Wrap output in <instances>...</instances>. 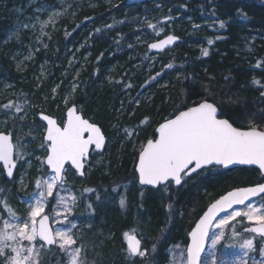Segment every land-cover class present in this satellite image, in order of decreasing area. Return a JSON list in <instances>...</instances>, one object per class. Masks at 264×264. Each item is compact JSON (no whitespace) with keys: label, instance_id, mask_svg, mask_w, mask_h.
<instances>
[{"label":"trees","instance_id":"trees-1","mask_svg":"<svg viewBox=\"0 0 264 264\" xmlns=\"http://www.w3.org/2000/svg\"><path fill=\"white\" fill-rule=\"evenodd\" d=\"M8 1L0 0V19ZM125 1L110 0L106 5L94 10L84 9L78 14L79 22L85 21L91 26L92 37L85 44L83 51L86 52L79 53L80 57L83 54L88 56V64L77 76L75 92L69 106L75 104L83 118L100 126L109 139V123L118 106V90L122 88L123 91H130L133 98L137 96V90L151 88L154 94L150 104L137 107L130 119L122 117L118 129L119 139L107 145L101 154L104 160L101 170L94 171L90 179L86 180L91 186H107L135 178L134 166L141 145L153 137L154 128L164 118L176 112L186 98L191 102L207 97L210 102L219 105L223 116L234 122V126L247 127L249 120L264 125V96L261 95L264 93V63L257 67L258 62H264V0H151L132 6H126ZM165 18H168L167 22H164ZM220 21L226 23L225 29L219 28ZM149 24L157 25L156 30L150 29ZM108 25L112 27L108 28ZM97 29L100 31L97 32ZM156 32L160 34L156 35ZM250 34L257 39L246 47L241 46L242 41L249 40ZM166 35L178 37V45L173 50L151 55L147 51V45ZM63 39L58 35L57 50L60 52L68 45V55L76 47V41L73 42L72 36L64 44ZM209 39L213 40V44L207 43ZM205 48L209 52L206 57L202 55ZM242 49L252 56L250 63L242 60L239 54ZM153 56L155 60L150 62ZM169 63L173 64V68L165 69V65ZM105 66L117 69L116 78L109 85L101 83L100 79ZM0 67L2 71L12 75L11 64L6 59L3 60L1 54ZM51 67L47 74L49 79L53 76ZM132 68L137 74L135 80L127 82L132 87L126 88L128 84L123 83V80ZM157 72L163 74L144 86ZM19 79L20 82L23 81V88L32 95L30 90L33 84L27 85L25 82L29 77L24 75ZM49 79L45 84L50 82ZM253 81L259 83L254 84ZM164 82L168 83L166 87L157 88ZM206 88L208 92L205 91ZM41 91L42 88L31 96L35 106ZM60 104V100L50 102L44 112L36 107L32 109L35 115L44 113L59 118L63 115ZM145 117L149 120L141 125ZM35 121L39 124L37 119ZM125 128L134 130L131 137L123 132ZM208 172L203 170L186 178L179 188L169 185V194L163 200L154 196L156 191L145 189L142 201L135 205L137 200L134 193L129 195V202L138 223H141L146 238L157 248L155 261L160 262L162 259L165 242L181 237L185 245L188 232L205 208L227 190L264 182L253 169L229 172L217 169L216 174L199 178ZM0 181L5 183L3 177ZM164 203L173 206L169 207L172 213L168 212V216L174 220L172 228L166 232L163 228L166 223ZM179 214L187 215L189 219L184 230L177 220ZM98 216L101 222L108 223V227L103 230L106 237H102L101 251L93 254L91 258L94 261V257L99 255V260L102 261L100 264L104 261L109 263L110 259L115 258L113 241L116 239L112 235H117L121 227L126 228L131 224L132 214H127L125 220L109 212H100ZM143 242L147 243V240Z\"/></svg>","mask_w":264,"mask_h":264},{"label":"rangeland","instance_id":"rangeland-1","mask_svg":"<svg viewBox=\"0 0 264 264\" xmlns=\"http://www.w3.org/2000/svg\"><path fill=\"white\" fill-rule=\"evenodd\" d=\"M109 2L110 0H9L4 15L0 19V54L2 59H6L12 66V75L2 71L0 67V131L5 133L11 132L13 143L18 148H21V155L23 156V159H20L16 157L14 152L13 158L16 160L14 175L11 180H5V183L0 181V190H2L0 191V201L7 202V205L20 218L18 221L20 223L28 219L27 214L30 211V202L34 203V198L39 195L40 189L36 187V181L40 180L42 182L48 173V170L41 163V160L45 156V152L40 148L44 134V125L39 122V124L36 123L35 120L41 113L35 115L32 108L36 107L38 110L44 112L47 104L60 100L61 104L59 106L63 107L64 114L66 109L65 98H68L67 106H69L75 92V90L73 91V85H76L77 76L88 64V56L83 54L80 57L79 53L84 50L85 44L92 37L91 26L88 22H79L77 20L78 14L84 9L86 11L94 10ZM25 24L30 26L25 28ZM42 24L44 25L43 33L41 31ZM58 35L64 38L62 41L64 44L67 43L70 37L74 36L73 42L76 41V47L69 51L68 55H66V52L69 50L68 45L60 52L57 50ZM250 35L248 36L249 40L241 42V46L246 47L247 44L250 45L257 39L255 35ZM57 53L59 54L57 55ZM239 54L242 60L251 62L252 56L247 55L245 49L240 50ZM26 57L30 58L26 59ZM154 60V56L150 58V62ZM62 65H64L63 68H61ZM50 67L53 69V76L49 79L47 74ZM120 69H122L121 66ZM116 70L114 67L105 66L100 74L101 83L109 85L116 78ZM136 74L132 68L127 73L123 83L135 80ZM24 75L29 77L25 81L27 85L33 84L32 90L29 89L33 93L32 95L42 88L36 106L34 101L31 100L32 95L29 94L30 92L28 93L23 88V85H21L23 81L20 82L19 78ZM48 79L50 82L45 84V81ZM167 84V82H164L163 85L157 86V88L166 87ZM54 88L56 89L55 93H53ZM153 94L151 88L144 91L137 90V96L133 98L130 91H123L122 88L118 90L117 111L109 123L110 132L108 134L109 139L106 138V147L108 144L119 139L120 133H118V129L120 128L122 117L130 119L136 112L137 107H145L147 104H150ZM59 96L61 98L58 99ZM137 98L139 100L138 104L135 103ZM9 101L25 105L23 112L17 115L14 109L3 108L2 106ZM134 137H136V132L134 133ZM94 154H91L85 162L83 178H77L69 168H66L64 187L67 191L61 193L66 198L72 195L76 198L75 204H72L70 199H68V203L72 208L70 219L77 223V228L73 229V236L77 243L73 247H82L79 259L86 261V264H100L102 262L99 260V255L94 257V261L91 258L93 254L101 251L102 237L103 235L106 237L103 230L105 227H108V223L101 222L102 220L98 216V213H113V215H116L121 220H125L127 214L130 213L132 214L131 224L126 226V228L121 227L117 235H112L113 239H116V241H113L115 242V258L110 259L109 263L104 261L103 264H174V255L177 257L175 264H179V252L176 250L179 249V251L185 253L187 245V242L185 245L182 243L181 237H175L170 242H165L162 247V259H160V262L155 261L157 259L155 258L157 256V248L155 247V251H153L154 243L146 238L142 229L143 227L140 225L141 223H138V218L133 213L132 205L129 202V195L131 193H134L137 200L135 205L142 201L145 194V189L136 184V178H130L123 182H114V184L110 183L107 186H100L98 184L96 186L89 185L86 180L90 179L94 171L99 172L104 162L102 160V153ZM37 157H40V159H37ZM216 170L217 168L207 169L206 171L209 172L199 178L214 175L216 174ZM1 177H3V173L0 165ZM261 178L264 179L262 176ZM85 189H92L93 191L85 192ZM167 189L166 187H162L154 190L156 191L154 196L163 200V197L165 198L169 194ZM45 196H47L46 189ZM121 198H124L126 202L123 208L119 204ZM257 201L264 203L260 199H257ZM45 203V214L49 216V223L53 233L57 228L67 227V223H58L68 213L63 212L62 207H56L57 197L55 192L52 198L46 199ZM89 204L92 205L91 208L88 207ZM169 207L173 206L164 203L166 223L163 228L165 232L170 231L169 229L174 224L172 217L170 216L169 218L168 216V212L172 213ZM243 207L239 209H243ZM137 209H140V207H137ZM58 211L63 212V215L57 217L56 212ZM4 219H10V217L3 203H0V227H2ZM177 220L180 221L181 224H179L182 225L181 228L183 230L186 224L189 223L187 215L179 214ZM253 225L246 218L238 217L236 221L226 226L224 229L225 237L216 249L218 264L223 261H236V264H243L244 258L239 244L242 243L243 239L248 238L254 240L255 251L249 253L247 264H252L253 258L256 264H260V261L264 257L260 256L259 249L261 246H264V240L255 237L252 233L244 232V228ZM124 231L134 232L142 240V246L148 249V254L145 258L128 257L122 250L121 237ZM234 231L239 233V235L234 236ZM144 240H147V243H144ZM95 243L101 244L96 245ZM24 244L27 245V241ZM41 245L37 240L36 247L40 249L39 253L36 254L37 264H70V256L62 252L58 245H54V247L49 249L41 247ZM226 245L230 246L226 247ZM238 257L240 258L239 260H237ZM201 259L204 261V264H212L207 247ZM0 264H3V257H0Z\"/></svg>","mask_w":264,"mask_h":264},{"label":"snow or ice","instance_id":"snow-or-ice-1","mask_svg":"<svg viewBox=\"0 0 264 264\" xmlns=\"http://www.w3.org/2000/svg\"><path fill=\"white\" fill-rule=\"evenodd\" d=\"M167 19L165 18L164 22H167ZM29 26L24 25L25 28ZM43 27L42 24V33ZM148 27L155 31L157 25L149 24ZM219 28L225 29L226 23L220 21ZM99 31L100 29H97V32ZM159 34L156 32V35ZM177 40L178 37L175 35H167L157 42L148 44V49L163 51ZM207 43L211 45L213 40L209 39ZM202 55L205 57L209 55L207 48L202 50ZM28 58L30 57H26ZM262 63L264 62H258L257 67H260ZM172 68L171 63L165 65V69ZM162 74L157 72L151 80L145 82L144 86ZM253 83L258 84L259 81H253ZM131 87V84L126 85V88ZM75 88L76 85H73V91ZM55 91L54 88L53 93ZM205 91L208 92V89L206 88ZM209 95L212 94L209 92ZM261 95L264 96V93ZM135 103H139L138 98ZM65 105L66 113L59 119L43 113L39 117L41 121L46 122L40 148L45 152L41 163L46 166L48 173L42 182L36 181V187L40 189V192L38 197L34 198V203L30 202L28 219L22 223L18 222L20 218L7 205V202L0 201L10 217V219H4L0 227V257H3V264H37L36 254L40 251L36 247L37 240L43 242L41 247L58 245L62 252L70 256V264H86V261L79 259L82 247H73L77 243L73 236V229L77 228V223L70 219L72 208L68 199L75 204L76 198L74 195L66 198L61 193L67 191L64 187L66 165H70L76 174L82 176L84 161L89 157L90 149L94 147V150L102 151L106 145V136L100 126L79 114L75 104L67 106V97ZM24 106L9 101L2 107L14 109L15 114L19 115L23 112ZM148 120L149 118L145 117L141 125L146 124ZM123 132L131 137L134 130L125 128ZM14 152L16 157L23 159L21 148L13 143L11 132H0V163L3 164L9 179L13 177L16 167ZM235 165H255L264 177V125L249 120L247 127L234 126V122L223 116L219 105L210 102L207 97L191 102L186 98L176 112L158 124L153 137L148 138L146 143L141 145L135 164V174L141 186L167 188L172 183L181 185L186 177L200 170L229 169ZM45 189L47 196H45ZM91 191L93 190L85 189V192ZM54 192L57 197L56 207H62L63 212L68 215L58 221L61 224L67 223V227L57 228L53 233L48 226L49 216L45 214V201L47 198H52ZM255 198L264 201V183L234 189L210 203L188 233L190 242L187 244L186 255L179 249L176 250L179 252V264H204L201 256L206 247L212 264H218L216 249L225 237L224 229L238 217L246 218L249 223L255 225L244 228V232L256 234L264 240V203L258 202ZM125 203V199L121 198L120 207L123 208ZM234 206L244 207L239 209ZM88 207L91 208L92 205L89 204ZM63 212H56V216H62ZM233 235L238 236L239 233L234 231ZM121 239L122 250L128 257L145 258L147 256L148 249L142 246V240L134 232L124 231ZM25 241L27 245L24 244ZM229 246L226 245V247ZM239 248L244 258L243 264H247L249 253L255 251L254 240L243 239ZM153 251H155V245ZM259 254L264 257V246L260 247ZM176 259L174 255V264ZM239 259L238 257L237 260ZM219 264H236V261H223ZM252 264H256L254 258ZM260 264H264V259L260 261Z\"/></svg>","mask_w":264,"mask_h":264},{"label":"water","instance_id":"water-1","mask_svg":"<svg viewBox=\"0 0 264 264\" xmlns=\"http://www.w3.org/2000/svg\"><path fill=\"white\" fill-rule=\"evenodd\" d=\"M146 1H151V0H126L125 1V5L126 6H132V5H139V4H143L144 2H146ZM167 36V35H166ZM166 36H164V37H161V38H159V39H157V40H155V41H153V42H157L158 40H160V39H163V38H165ZM153 42H150V43H153ZM149 43V44H150ZM178 43H179V39L173 44V45H171V46H168V47H166L163 51H157V50H149L148 49V45H147V51L151 54V55H158V54H162V53H164V52H166V51H170V50H173L177 45H178ZM67 110V109H66ZM66 110H65V112H64V114L66 113ZM80 114V113H79ZM40 117V116H39ZM38 117V120H39V122L42 124V125H44V127H46V122H43V121H41L40 120V118ZM158 126V125H157ZM156 126V127H157ZM155 127V128H156ZM155 130V129H154ZM154 133V132H153ZM106 146V145H105ZM105 148V147H104ZM104 148H103V150H104ZM94 151L95 153H100V152H102V151H97V150H94V147L92 148V149H90V151ZM138 157V156H137ZM137 160V159H136ZM136 164V163H135ZM0 165H1V168H2V171H3V177H4V179L5 180H7V181H9V180H11V179H9L7 176H6V174H5V171H4V168H3V164L2 163H0ZM69 167L75 174H76V172H75V170L74 169H72L71 168V166L70 165H66V167ZM45 168H46V166H44ZM47 169V168H46ZM210 169V168H209ZM219 169H221L222 171H227V170H233V169H255V170H257L258 172H259V174H260V171H259V169H258V167L257 166H255V165H252V166H248V165H235V166H232V167H230L229 169H222V168H219ZM15 170V169H14ZM84 170V169H83ZM205 170V169H204ZM201 171V170H200ZM134 172H135V167H134ZM199 172V171H198ZM197 172V173H198ZM197 173H194V174H197ZM194 174H192V175H194ZM191 175V176H192ZM261 175V174H260ZM76 176L78 177V178H83V175L82 176H80V175H78V174H76ZM135 176H136V174H135ZM190 176V177H191ZM186 178H188V177H186ZM136 182H137V185L139 186V187H141V188H145V189H147V190H151V191H153V190H157L158 188H161V187H164V186H160V187H152V186H141V185H139V183H138V179H137V177H136ZM262 183H264V182H262ZM172 186L174 187V188H177V187H179V186H181V185H179V186H177V185H175L174 183H172ZM252 186H254V185H252ZM249 187V186H248ZM241 188H243V187H241ZM235 189H237V188H235ZM232 190H234V189H231V190H229V191H232ZM229 191H227V192H229ZM226 192V193H227ZM226 193H224L223 195H225ZM219 198V197H218ZM217 198V199H218ZM255 199H259V198H255ZM214 202V201H213ZM208 207V206H207ZM207 207H206V209H207ZM235 208H240V207H242V206H234ZM205 209V210H206ZM204 210V211H205ZM203 214V213H202ZM201 214V215H202ZM221 215H223V214H221ZM40 219V218H39ZM38 219V220H39ZM199 219V218H198ZM198 221V220H197ZM48 226L50 227V224H49V221H48ZM195 226V224L193 225V227ZM253 226H255V225H253ZM253 226H251V227H253ZM192 227V228H193ZM51 228V227H50ZM191 228V229H192ZM191 229H190V231H191ZM189 231V232H190ZM188 232V233H189ZM253 234V233H252ZM254 236H256V237H259V236H257L256 234H253ZM260 238V237H259ZM39 241V240H38ZM40 242V241H39ZM190 242V238H189V236H188V234H187V244ZM41 244L43 243V242H40ZM45 248H51V247H54V245L53 246H44ZM186 248H187V245H186ZM185 254H186V250H185ZM202 255H203V253H202ZM202 257V256H201Z\"/></svg>","mask_w":264,"mask_h":264},{"label":"bare ground","instance_id":"bare-ground-1","mask_svg":"<svg viewBox=\"0 0 264 264\" xmlns=\"http://www.w3.org/2000/svg\"><path fill=\"white\" fill-rule=\"evenodd\" d=\"M2 173H3V171H2Z\"/></svg>","mask_w":264,"mask_h":264}]
</instances>
